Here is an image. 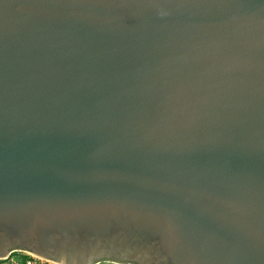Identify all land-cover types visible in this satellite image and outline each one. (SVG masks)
Listing matches in <instances>:
<instances>
[{"label": "water", "instance_id": "95a60500", "mask_svg": "<svg viewBox=\"0 0 264 264\" xmlns=\"http://www.w3.org/2000/svg\"><path fill=\"white\" fill-rule=\"evenodd\" d=\"M264 264V0H0V258Z\"/></svg>", "mask_w": 264, "mask_h": 264}, {"label": "built area", "instance_id": "2783aa9c", "mask_svg": "<svg viewBox=\"0 0 264 264\" xmlns=\"http://www.w3.org/2000/svg\"><path fill=\"white\" fill-rule=\"evenodd\" d=\"M28 256L24 259H20V258H17V257H11L9 259V264H57V263H53L49 260H42L32 254H27ZM7 258L4 257V258H0V260H5ZM1 263V261H0Z\"/></svg>", "mask_w": 264, "mask_h": 264}, {"label": "rangeland", "instance_id": "374dc122", "mask_svg": "<svg viewBox=\"0 0 264 264\" xmlns=\"http://www.w3.org/2000/svg\"><path fill=\"white\" fill-rule=\"evenodd\" d=\"M15 252H17V254H32V255H34V256H36V257L42 259V260H47V259L42 258V257H39V256H37V255L33 254L32 252L27 251V250H17V251H15ZM11 253H12V252H11ZM11 253H9V254L7 255V258H6L4 261H1L0 264H9V259H10L11 257H16L15 255H11ZM129 264H130V263H129Z\"/></svg>", "mask_w": 264, "mask_h": 264}, {"label": "trees", "instance_id": "16d2710c", "mask_svg": "<svg viewBox=\"0 0 264 264\" xmlns=\"http://www.w3.org/2000/svg\"><path fill=\"white\" fill-rule=\"evenodd\" d=\"M11 255H15L17 258H20V259H24L28 256L27 254H17V252H15V251L12 252ZM0 261H4V260H0ZM99 264H119V263L102 262Z\"/></svg>", "mask_w": 264, "mask_h": 264}, {"label": "flooded vegetation", "instance_id": "af4514ba", "mask_svg": "<svg viewBox=\"0 0 264 264\" xmlns=\"http://www.w3.org/2000/svg\"><path fill=\"white\" fill-rule=\"evenodd\" d=\"M17 250H25V249L14 248V249H12V250L10 251V253H11V252H14V251H17ZM47 260H49V261H51V262H53V263H57V262H55V261H53V260H50V259H47ZM102 262L118 263V262H115V261H112V260H108V261H100V262H98V263H93V264H99V263H102ZM57 264H59V263H57ZM119 264H129V263H119ZM130 264H131V263H130Z\"/></svg>", "mask_w": 264, "mask_h": 264}]
</instances>
